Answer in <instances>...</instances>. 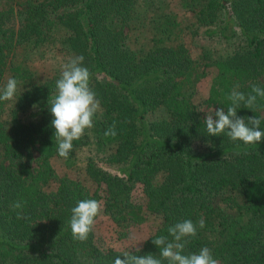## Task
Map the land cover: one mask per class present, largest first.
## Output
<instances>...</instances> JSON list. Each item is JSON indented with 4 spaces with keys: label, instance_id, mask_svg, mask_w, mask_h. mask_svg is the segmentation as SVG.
<instances>
[{
    "label": "trees",
    "instance_id": "16d2710c",
    "mask_svg": "<svg viewBox=\"0 0 264 264\" xmlns=\"http://www.w3.org/2000/svg\"><path fill=\"white\" fill-rule=\"evenodd\" d=\"M0 2V88L18 81L16 98L0 101V264H114L124 251L160 258L153 239L172 240L169 226L201 218L184 254L208 247L218 264H264V138L209 136L200 110L226 111L237 85L264 88V0ZM186 30L226 47L193 56ZM79 55L100 110L65 159L48 100L61 65ZM237 115L257 116L264 131V99ZM110 128L116 135H105ZM83 148V179L58 176L52 159L72 167ZM85 199L101 203L96 221L104 216L118 236L148 215L157 224L132 249L101 245L95 225L74 240L71 209Z\"/></svg>",
    "mask_w": 264,
    "mask_h": 264
},
{
    "label": "clouds",
    "instance_id": "9594fccd",
    "mask_svg": "<svg viewBox=\"0 0 264 264\" xmlns=\"http://www.w3.org/2000/svg\"><path fill=\"white\" fill-rule=\"evenodd\" d=\"M84 56L69 57L61 65L60 77L56 80V95L48 100L49 110L53 119L51 125L55 129L54 136L58 142V155L67 159L74 149L73 142L81 139L87 129L94 126V117L100 110V101L90 87L91 73L83 64ZM235 86L228 96L231 106L217 108L207 112L203 121L209 136L226 134L232 141H241L245 145L258 144L264 138L260 130L261 119L257 116L241 117L237 110L245 107L253 110L257 107L258 97L264 99V88L253 85L251 92L245 94ZM18 81L9 78L3 88H0V101H12L16 98ZM203 110V109H200ZM215 117V118H214ZM105 135H116L113 128L106 130ZM22 202L16 201L14 209H21ZM102 212V205L95 199H85L77 202L71 209L70 229L74 240L86 241L93 231L97 217ZM205 221L201 218L198 223L185 219L168 227L172 237L159 236L153 239L158 246L160 258L147 255H135L124 251L117 256L114 264H218L213 258L212 250L203 247L198 253L184 254L190 237L197 235L198 227L204 228ZM139 252L140 248H136Z\"/></svg>",
    "mask_w": 264,
    "mask_h": 264
},
{
    "label": "rangeland",
    "instance_id": "374dc122",
    "mask_svg": "<svg viewBox=\"0 0 264 264\" xmlns=\"http://www.w3.org/2000/svg\"><path fill=\"white\" fill-rule=\"evenodd\" d=\"M2 3V2H0ZM190 16L189 13H187ZM184 40H186L187 45L189 46V50L191 54L199 55L202 52V49L205 47H209L212 50H216L219 48L226 47L225 44L222 45L217 40L211 38H203L202 36L196 34L191 36V34L186 30L184 33ZM228 46V45H227ZM44 70L43 68H41ZM212 77V73L209 72L207 76L203 77L196 85V93L194 96V100L197 103H201L207 96V91L210 83V79ZM204 111V115L206 116L207 112H211L213 108L206 107L204 105L201 106ZM154 114H147L148 119H152ZM88 154V150L83 148L82 150L78 151V159L79 162L72 167H67L63 160L59 158L52 159V165L55 169V172L58 176H67L70 178H78L83 179V170H84V163L83 159ZM138 199L139 195H137ZM157 224V219L152 216L148 215V220L142 225H136L132 227L126 235L118 236L117 231L111 225V223L104 217L100 216V218L96 221L95 224V232L98 237V242L103 246H112L120 249H132L137 247L142 243V241L146 238V236L153 231Z\"/></svg>",
    "mask_w": 264,
    "mask_h": 264
}]
</instances>
